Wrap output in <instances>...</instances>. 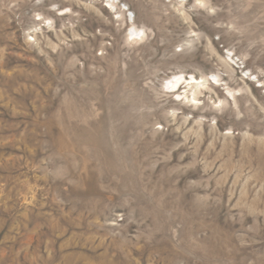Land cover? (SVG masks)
<instances>
[{
	"label": "rangeland",
	"instance_id": "1",
	"mask_svg": "<svg viewBox=\"0 0 264 264\" xmlns=\"http://www.w3.org/2000/svg\"><path fill=\"white\" fill-rule=\"evenodd\" d=\"M0 264H264V0H0Z\"/></svg>",
	"mask_w": 264,
	"mask_h": 264
},
{
	"label": "bare ground",
	"instance_id": "2",
	"mask_svg": "<svg viewBox=\"0 0 264 264\" xmlns=\"http://www.w3.org/2000/svg\"><path fill=\"white\" fill-rule=\"evenodd\" d=\"M131 34H134V32H132ZM181 80H182V77L175 76L173 80L167 81L166 88H168L171 91H174L181 84Z\"/></svg>",
	"mask_w": 264,
	"mask_h": 264
}]
</instances>
